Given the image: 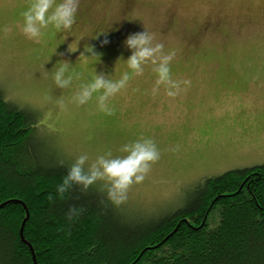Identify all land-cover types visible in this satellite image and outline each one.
Segmentation results:
<instances>
[{"label":"rangeland","instance_id":"1","mask_svg":"<svg viewBox=\"0 0 264 264\" xmlns=\"http://www.w3.org/2000/svg\"><path fill=\"white\" fill-rule=\"evenodd\" d=\"M27 4L0 0L3 99L34 112L32 146L49 149L66 165L84 153L91 159L109 150L124 155L118 151L123 144L154 139L159 161L121 204L133 219L179 208L204 177L264 163V0H80L72 29L49 26L39 43L20 30ZM5 25L11 32L3 31ZM143 28L155 33L166 52H175L172 76L190 80V86L174 99L163 87L153 96L156 74L146 66L111 98L113 115L97 110V94L85 105L72 103L94 72L116 80L130 71L123 41ZM104 39L109 43L102 45ZM61 60L70 62L67 74L74 77L65 89L53 80ZM61 98L65 110L56 105Z\"/></svg>","mask_w":264,"mask_h":264},{"label":"trees","instance_id":"2","mask_svg":"<svg viewBox=\"0 0 264 264\" xmlns=\"http://www.w3.org/2000/svg\"><path fill=\"white\" fill-rule=\"evenodd\" d=\"M2 95L0 264H264V163L202 178L159 217L133 219L95 184L50 202L68 165L32 146L36 115ZM73 205L86 211L69 223Z\"/></svg>","mask_w":264,"mask_h":264},{"label":"clouds","instance_id":"3","mask_svg":"<svg viewBox=\"0 0 264 264\" xmlns=\"http://www.w3.org/2000/svg\"><path fill=\"white\" fill-rule=\"evenodd\" d=\"M80 7V0H28L27 8L21 13L22 34L36 43L41 42L45 30L52 26L57 32H68L76 22V15ZM11 27L5 25L3 31L11 32ZM104 39L102 45L108 44ZM126 49L130 50L126 62L130 71H125L119 79L113 80L105 72H94L92 79L82 83L71 96V102L78 106L87 104L97 94L96 106L99 112L105 115H113L115 109L110 105V100L122 89L128 86L129 81L144 73L145 67L150 66L156 74V79L151 93L153 96L160 93L161 87L169 98H176L182 91L190 86L187 79H174L171 73V62L175 57L174 51H165L162 42H158L155 33L143 28L142 31L130 33L123 41ZM73 48L69 52H75ZM92 57L98 59V54L93 46L85 49ZM58 55L63 56V53ZM80 56H85L84 52ZM70 62L61 60L60 66L53 74L54 83L61 89L68 88L73 81V75L69 72ZM57 107L66 109L65 101L61 98L56 101ZM50 115V113H49ZM178 150V146L171 149ZM119 152L124 155L113 156L111 150L97 155L91 159L88 154H80L67 167V173L62 178V183L56 187L57 196L49 193L47 199L55 202L57 198L63 200L65 194L73 187L78 186L82 193H86L90 186L102 181L101 191L106 193V198L115 206L126 202L128 192L134 184L142 183L152 170V165L159 161L161 152L154 139L141 136L134 141L123 144ZM64 166V162H59ZM82 206H70L65 213V219L69 223L75 222L83 212ZM70 234V232H69Z\"/></svg>","mask_w":264,"mask_h":264},{"label":"water","instance_id":"4","mask_svg":"<svg viewBox=\"0 0 264 264\" xmlns=\"http://www.w3.org/2000/svg\"><path fill=\"white\" fill-rule=\"evenodd\" d=\"M27 217H28V211L26 210L25 211V219L22 221V223L20 225V230H19V235H20L21 238H22L23 225H24ZM32 259L34 260V257ZM34 262H35V260H34Z\"/></svg>","mask_w":264,"mask_h":264}]
</instances>
